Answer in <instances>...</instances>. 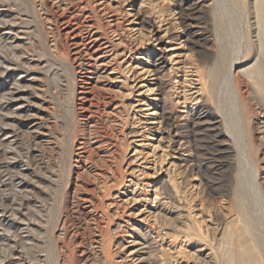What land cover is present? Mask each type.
Segmentation results:
<instances>
[{"label": "rangeland", "instance_id": "rangeland-1", "mask_svg": "<svg viewBox=\"0 0 264 264\" xmlns=\"http://www.w3.org/2000/svg\"><path fill=\"white\" fill-rule=\"evenodd\" d=\"M217 1L0 0V264H264L262 87L220 88L254 0Z\"/></svg>", "mask_w": 264, "mask_h": 264}, {"label": "bare ground", "instance_id": "bare-ground-1", "mask_svg": "<svg viewBox=\"0 0 264 264\" xmlns=\"http://www.w3.org/2000/svg\"><path fill=\"white\" fill-rule=\"evenodd\" d=\"M220 3L223 4L222 2H218L217 0H215V2L213 3V6L215 7V9L216 8L218 9V6H219ZM252 5H253V8H252L253 11H250V12L248 11L249 15H246L248 17V19H249V22H250V24H248L249 27L247 29V35H245L247 37V38L245 37L247 39V41H246L247 48H246L245 52H243L241 50V48H240L238 50L239 54L237 55V57L239 58L240 57L239 55H241V54H246L247 55L251 51L255 50V52H256L255 61L252 64H250L249 66H247V67L245 66V67H243V68H241L240 70H237V71L235 70L236 69L235 67L237 66V63H239L238 60H235V61L231 62L232 64L223 73V76H222V79H221V87H220V88H224V89H227V90L231 91V94L233 95V98L235 99L236 104H240L241 103L243 106H245L244 105L245 101L246 102L248 101L247 100L248 99L247 98L248 95H247V93L245 94L244 91H242L243 85H245V81H242V80L239 79V74H241V73H243V77L245 76L247 78L246 81L248 80L249 82H251V84L253 86H254V83H256L257 85L262 87V89L259 90L257 94H258V98H260L262 101H264V0H254V2H252ZM240 45H242V44H240ZM216 66H218V65H216ZM222 69H223V67H222ZM220 71H221V69L218 70V67H215L213 70H211V72H210L211 75L209 76V74H208V77L212 76L215 79V81H217V80L219 81L220 74H221ZM237 72H241V73H237ZM211 82L213 83V81H211ZM212 87H216V86H212ZM211 92L214 93V91H211ZM244 94L247 95V97H245ZM232 139H233V141L235 143L236 153H237V155H239V158H240V159L239 158L238 159L241 161V163H240L241 167L239 168V170H242L243 169L242 163L247 158V155L249 153V146H248V144L245 141H243L244 139H242V140L240 139L239 140L235 136ZM251 165L253 167L254 181H255L256 184H258L259 189L264 193V190L262 189V184H261V181H260L261 180L260 179V172H259L258 168L256 167V165L255 166L253 164H251ZM238 180L240 181V183H244L243 182L244 178H243V175L241 173H238ZM239 210H240L239 211L240 212L239 215L241 217L242 227L244 229L245 228V223L247 221L246 212L244 211V207L243 206H241L239 208ZM252 223H250V224L253 225ZM230 229L233 230V227H231ZM243 229H241L242 232H243ZM232 230H229L228 234H230L231 233L230 231H232ZM232 235H233V233L231 234V236ZM229 241L227 243H229ZM227 246H229V245H227ZM227 251H229L227 253L228 257H229L228 258L229 260L226 259V261H231L233 259V256H234V252L232 250H227ZM252 252H253V254L255 255L256 258L264 259V257L260 255L259 249L256 248ZM252 252H243V251H241V253L239 254V257L240 258H245L246 256H248ZM232 261L229 262V264H232ZM257 262L258 261H256V263Z\"/></svg>", "mask_w": 264, "mask_h": 264}]
</instances>
